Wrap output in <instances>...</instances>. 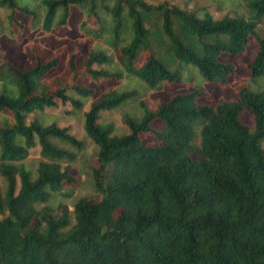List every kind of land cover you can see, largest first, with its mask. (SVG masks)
Returning <instances> with one entry per match:
<instances>
[{"label":"trees","instance_id":"obj_1","mask_svg":"<svg viewBox=\"0 0 264 264\" xmlns=\"http://www.w3.org/2000/svg\"><path fill=\"white\" fill-rule=\"evenodd\" d=\"M212 1L244 3L247 14L216 18L205 6L147 0H0L7 11L0 35L25 29L18 46L31 58L21 68L0 57V112L13 119L0 125V264H264V37L257 31L264 0ZM76 11L87 50L82 71L106 87L83 112L98 147L92 175L101 198L54 207L53 196L70 195L62 188L75 182L76 153L60 144L81 149L82 142L48 123L45 108L60 102L83 111L95 88L79 82L73 52L72 83L57 79L51 92L43 78L62 52L45 60L30 33L57 32ZM251 37L259 49L237 98L203 102L205 84H228L237 71L222 56L243 54ZM184 67H196L194 88L151 105L146 93L182 83ZM137 100L139 114L123 115L127 132L101 121L103 111ZM37 146L35 165L28 156Z\"/></svg>","mask_w":264,"mask_h":264},{"label":"rangeland","instance_id":"obj_2","mask_svg":"<svg viewBox=\"0 0 264 264\" xmlns=\"http://www.w3.org/2000/svg\"><path fill=\"white\" fill-rule=\"evenodd\" d=\"M152 4H161L167 2L169 5L179 6L190 11L195 10L199 6L208 7L210 12L216 17H221L225 14L235 15L237 11L247 14L246 7L244 3H237L230 1H212V0H147ZM7 15V11L0 8V17L4 19ZM21 21L27 20L25 16H18ZM83 18V14L80 11L74 12L73 16L70 18L69 25L67 27L61 28L59 31H54L49 34H45L41 31H34L30 33L33 41H37V45L41 48V55L45 60L51 59L56 53L62 52L61 60L59 65L52 69L44 78L43 81L48 84L50 91H54L58 84L57 79H60L64 83H72V72L69 68L68 59L73 53H77V67L81 71L79 76V82L85 84L88 87L95 88V94L93 97L83 98L85 104L83 111L75 110L70 103L62 104L58 103L54 107H46L44 111V119L50 123L56 121L61 127H68L69 132L73 134L77 140L82 142L81 149L77 148L70 143L63 142L60 145L70 151L76 153V159L72 164V172L75 176V182L71 185H65L62 191L69 193L68 196H63L60 194H55L53 196L52 204L57 207L60 202L67 203L71 206L78 197H90L92 199L99 200L101 194L99 191L95 190L93 185V175L92 171L94 167L99 165V160L97 157L98 147L94 141L87 135L84 129V116L83 112L87 111L90 107V103L93 99L98 98L102 95L105 90V85L103 83H95L87 75L83 73L84 60L86 56V46L79 42V23ZM25 30V29H24ZM15 28V35L9 36L7 34L0 35V57L4 56L8 58L12 63L21 67L27 68L31 63V58L29 53L19 47L18 43L23 38L26 31ZM28 31V29H27ZM258 33L264 37V22H260L257 25ZM27 46V45H26ZM259 47L257 41L251 37V41L246 49V51L238 56H228L223 55V59H230L237 66V71L231 78V82L228 84H205L209 91V95L203 99V102L215 105L219 98H237V88L243 83L248 81L250 76L247 64L253 59L254 55L257 53ZM116 59V56H113ZM147 58V53H143L140 56L139 65L143 63ZM177 64H173L175 68ZM183 82H166L161 90L148 91L146 93V98L151 105H155L159 101H167L174 94L187 92L194 88L195 81L200 80V76L197 73L196 67L188 68L184 67L183 70ZM264 83V79L260 81ZM140 86L139 84L137 85ZM68 110L70 113H68ZM138 100L130 102L127 106L114 110H106L102 113L101 121L107 122L111 121L114 123L118 133L122 134L127 132V127L123 122V115L125 112H133L139 114ZM34 114L30 113L27 122L32 121ZM13 122L12 114L10 111L6 110L0 112V125L3 121ZM242 119L250 124L252 123V117L248 112H244ZM141 137L143 140H150L151 135L149 133H142ZM262 145L264 147V138L262 140ZM40 158V147L37 146L31 149L28 161L29 163L35 164ZM63 166L67 165V162L62 163ZM113 165H110L111 167ZM110 168L107 169V173ZM109 181V178L106 180ZM0 188L1 192L4 194L6 189V180L4 177L0 176ZM41 206V205H39Z\"/></svg>","mask_w":264,"mask_h":264}]
</instances>
